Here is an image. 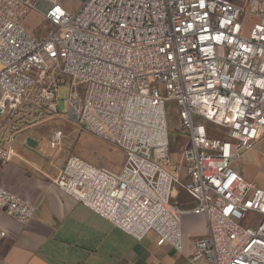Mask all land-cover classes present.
I'll return each mask as SVG.
<instances>
[{
  "label": "built area",
  "instance_id": "2783aa9c",
  "mask_svg": "<svg viewBox=\"0 0 264 264\" xmlns=\"http://www.w3.org/2000/svg\"><path fill=\"white\" fill-rule=\"evenodd\" d=\"M69 1L0 0V162L18 156V131L60 113L66 86L65 116L123 160L113 170L67 156L59 190L178 251L183 215H202L192 263L264 264V188L234 166L264 136V0ZM32 12L50 26L44 36L26 27ZM0 210L24 224L36 206L0 184Z\"/></svg>",
  "mask_w": 264,
  "mask_h": 264
},
{
  "label": "crops",
  "instance_id": "0c3cea01",
  "mask_svg": "<svg viewBox=\"0 0 264 264\" xmlns=\"http://www.w3.org/2000/svg\"><path fill=\"white\" fill-rule=\"evenodd\" d=\"M35 125L15 134L18 156L0 162V184L36 206L35 215L24 224L0 210V230L6 232L0 264H194L189 259L193 243L206 233L202 215H183L180 251L157 245L152 232L135 239L55 186L62 151L51 143L52 137H40L38 128L30 129ZM29 137L34 146L28 145ZM263 141L261 136L257 144ZM234 166L264 188V180L257 177L264 168V146L243 152Z\"/></svg>",
  "mask_w": 264,
  "mask_h": 264
},
{
  "label": "rangeland",
  "instance_id": "374dc122",
  "mask_svg": "<svg viewBox=\"0 0 264 264\" xmlns=\"http://www.w3.org/2000/svg\"><path fill=\"white\" fill-rule=\"evenodd\" d=\"M79 1L80 0L69 1L68 5L74 8L79 4ZM26 23V27L39 37L44 36L50 28L38 12L29 14ZM67 91L68 88L66 86L61 85L58 88L57 110L60 113L50 114L44 117L42 121L30 129H34L35 127L38 128L40 137L47 139L56 134L58 136V142L56 141L54 145L61 149L63 161L67 156L75 155L97 166H104L113 170L119 169L123 160V152L118 146L87 131L65 116L66 106L64 99ZM169 126L172 139L170 142L171 155L174 160L178 161L179 147L185 142V137H182L183 133L178 128V119L174 110L169 114ZM224 133V131H219L217 133H212V135L214 134L222 137ZM263 146L264 141L262 145L256 144L253 149L257 147L262 149ZM254 166L258 167V164H254ZM257 177L260 181L264 180V168L260 167ZM183 195V192L180 191L179 196L186 199Z\"/></svg>",
  "mask_w": 264,
  "mask_h": 264
},
{
  "label": "water",
  "instance_id": "95a60500",
  "mask_svg": "<svg viewBox=\"0 0 264 264\" xmlns=\"http://www.w3.org/2000/svg\"><path fill=\"white\" fill-rule=\"evenodd\" d=\"M27 143H28V145H30V146H34V145H35V140L32 139L31 137H29V138L27 139Z\"/></svg>",
  "mask_w": 264,
  "mask_h": 264
}]
</instances>
